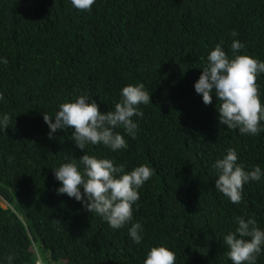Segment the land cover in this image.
<instances>
[{
    "label": "trees",
    "instance_id": "trees-1",
    "mask_svg": "<svg viewBox=\"0 0 264 264\" xmlns=\"http://www.w3.org/2000/svg\"><path fill=\"white\" fill-rule=\"evenodd\" d=\"M236 40L244 47L235 55L264 62V0H95L90 11L71 0H0V119L10 117L0 127V264L9 256L11 264H144L159 246L175 253V264H232L223 238L235 218L264 231V175L233 204L215 188L213 164L234 149L245 171L264 173V130L220 125L215 93L205 105L194 85L210 52L220 45L232 59ZM130 84H142L151 103L132 117L135 139L114 129L127 148L82 150L73 128L49 138L44 113L54 118L61 103L85 94L101 112L114 110ZM257 85L264 106V73ZM84 154L125 172L152 169L124 227L57 193L54 169L74 162L82 172ZM134 223L139 244L129 235ZM261 248L256 264H264Z\"/></svg>",
    "mask_w": 264,
    "mask_h": 264
},
{
    "label": "clouds",
    "instance_id": "clouds-1",
    "mask_svg": "<svg viewBox=\"0 0 264 264\" xmlns=\"http://www.w3.org/2000/svg\"><path fill=\"white\" fill-rule=\"evenodd\" d=\"M71 3L78 10L90 11L95 0H71ZM243 47L238 40L233 41L231 48L234 58L229 59L221 46L217 45L208 55L207 64L194 87L196 93L202 95L205 105L212 104V93H215L216 100L220 102V125L239 129L241 134L256 135L264 130L260 127L261 121H264V106L257 85V75L264 73V62L248 55H235ZM2 62L7 64L8 61L3 59ZM120 95L121 100L115 103L114 110L106 112H101L96 101L85 94L77 97L75 102L61 103L54 118L44 113L43 120L50 129L49 138L58 130L73 128V140L82 150L87 143L103 144L113 151L127 148L124 137L114 129L123 127L135 139L137 123L132 117H143L138 105L151 103V97L142 84L127 85ZM9 119L7 114L0 119V127L4 131L8 128ZM237 160L236 151L228 149L226 155L213 164L218 176L215 188L233 204L241 203L246 182L259 181L264 175L259 166L245 171ZM79 161L83 165L82 172L74 162L54 169L55 178L62 182L57 193L75 198L86 211L105 219L111 228L124 227L132 220V205L139 200L138 189L151 178L152 169L141 165L125 172L123 165L114 166L110 159L88 154H84ZM235 221L238 225L235 231L223 238V243L228 247L227 255L232 264H256L264 245V231L256 226L254 219L236 217ZM140 231L139 223L132 224L129 229L131 239L137 244L142 240ZM175 260L173 251L159 246L150 249L144 264H175ZM8 261L11 264V256Z\"/></svg>",
    "mask_w": 264,
    "mask_h": 264
},
{
    "label": "rangeland",
    "instance_id": "rangeland-1",
    "mask_svg": "<svg viewBox=\"0 0 264 264\" xmlns=\"http://www.w3.org/2000/svg\"><path fill=\"white\" fill-rule=\"evenodd\" d=\"M3 206L6 207L7 203L5 201L2 202Z\"/></svg>",
    "mask_w": 264,
    "mask_h": 264
},
{
    "label": "built area",
    "instance_id": "built-area-1",
    "mask_svg": "<svg viewBox=\"0 0 264 264\" xmlns=\"http://www.w3.org/2000/svg\"><path fill=\"white\" fill-rule=\"evenodd\" d=\"M39 264H42L41 262H39Z\"/></svg>",
    "mask_w": 264,
    "mask_h": 264
}]
</instances>
